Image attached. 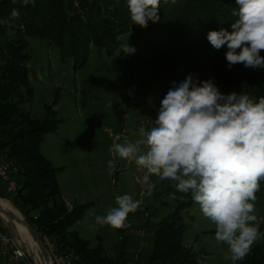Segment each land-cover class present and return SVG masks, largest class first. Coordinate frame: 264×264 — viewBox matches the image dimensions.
Here are the masks:
<instances>
[{
	"label": "trees",
	"instance_id": "obj_1",
	"mask_svg": "<svg viewBox=\"0 0 264 264\" xmlns=\"http://www.w3.org/2000/svg\"><path fill=\"white\" fill-rule=\"evenodd\" d=\"M236 8L235 0H161L159 21H149L146 28H141L132 23L127 0H35L26 6L20 0L0 1V156L13 161L11 177L18 183L17 190L9 192L7 182L0 178V195L8 194L40 238L48 236L58 251L70 258V264H126L125 240L117 256L110 258L101 246L91 248L76 232L70 238L66 234L92 205L89 202L67 208L57 180L59 168L40 152L45 136L55 132L60 123L52 105H46L43 118H34L21 107L33 91L28 38L54 42L61 58L72 59L79 68L95 48L113 55L120 47V37L127 32L134 31L141 37L163 28L170 52L180 56V60L169 63L166 77L180 82L192 70L208 69L209 78L222 93L245 91L258 100L264 97V68H245L242 63L229 68L226 46L216 50L207 40L210 30H232ZM13 9L18 11L17 17L11 15ZM184 53L195 54L196 58L188 55L183 59ZM260 54L264 56V50ZM256 196L264 197V179ZM192 203V197L179 203L160 220L147 264H197L198 257L207 258L208 252L183 242L187 226L181 212ZM259 231L264 233V217ZM70 248L77 258L69 255ZM240 264H264V237Z\"/></svg>",
	"mask_w": 264,
	"mask_h": 264
},
{
	"label": "rangeland",
	"instance_id": "obj_2",
	"mask_svg": "<svg viewBox=\"0 0 264 264\" xmlns=\"http://www.w3.org/2000/svg\"><path fill=\"white\" fill-rule=\"evenodd\" d=\"M120 39V47L113 55L95 48L87 63L76 68L75 61L61 58L54 42L29 37L28 67L33 91L31 99L22 101L21 107L32 117L43 118L46 105H52L60 123L55 132L45 136L40 152L59 168L57 180L67 208L89 202L92 205L84 218L66 231L68 238L76 232L91 248L101 246L110 258L117 256L124 239L126 264H147L158 223L179 203L190 200L191 194L177 191L173 182L156 176L151 177L155 186L149 193L140 183L144 171L134 162L122 159H117L116 170L109 174L107 162L112 158L109 147L114 143L134 142L139 138V127L151 125L161 100L173 82L179 83L166 77V68L180 60V56L170 52L171 44L163 28L141 37L130 31ZM127 43L135 47L134 54L125 55L121 50ZM188 55L196 58L195 54L184 53L183 59ZM207 70L195 69L189 74L198 81L206 80ZM9 161L0 158V162ZM126 193L140 200L141 205L128 214L125 226L97 224L95 217L106 214L116 206L115 197ZM256 197L259 227L264 217V197ZM0 198L9 200L21 219L28 222L8 194H1ZM181 213L187 226L184 244L208 252L204 264H232L226 259L227 245L216 241L215 225L203 217L199 206L193 202ZM28 224L40 237L36 227ZM0 226L18 236L10 218L1 211ZM70 249L68 253L74 257V248ZM37 250L44 259L42 250L39 247Z\"/></svg>",
	"mask_w": 264,
	"mask_h": 264
},
{
	"label": "clouds",
	"instance_id": "obj_3",
	"mask_svg": "<svg viewBox=\"0 0 264 264\" xmlns=\"http://www.w3.org/2000/svg\"><path fill=\"white\" fill-rule=\"evenodd\" d=\"M20 2L26 6L35 0ZM160 3L127 0L132 23L146 28L149 21L158 22ZM235 3L232 30H210L207 40L216 50L226 46L229 68L237 63L264 68V0ZM11 15L19 13L13 9ZM121 50L125 55L136 51L128 43ZM138 137L109 147V174L122 159L144 171L140 183L149 193L155 186L152 176L173 182L177 191L191 194L203 217L215 225L216 241L227 245L226 259L232 264L243 260L264 237L255 214L256 192L264 179V97L257 100L245 91L225 94L213 78L198 81L187 74L178 84L173 82L156 118L139 127ZM115 203L95 217L97 224L124 227L128 214L141 205L127 193L117 195ZM197 264L204 260L198 257Z\"/></svg>",
	"mask_w": 264,
	"mask_h": 264
},
{
	"label": "built area",
	"instance_id": "obj_4",
	"mask_svg": "<svg viewBox=\"0 0 264 264\" xmlns=\"http://www.w3.org/2000/svg\"><path fill=\"white\" fill-rule=\"evenodd\" d=\"M2 1V0H0ZM15 165L12 161L0 162V178L7 182V190L15 192L18 183L10 175ZM43 243L50 256L52 264H70V258L61 254L55 243L48 237H43ZM46 259V258H45ZM0 264H37L36 255L28 244L0 226Z\"/></svg>",
	"mask_w": 264,
	"mask_h": 264
},
{
	"label": "bare ground",
	"instance_id": "obj_5",
	"mask_svg": "<svg viewBox=\"0 0 264 264\" xmlns=\"http://www.w3.org/2000/svg\"><path fill=\"white\" fill-rule=\"evenodd\" d=\"M0 203H1L0 209L3 208L4 210L7 211H13L17 216H19L20 219L22 218L20 212L16 210V208H14L13 204L9 200L0 198ZM10 220L14 224L18 236L22 238V240L25 241L28 244V246L31 248V250L35 253L37 264H52L51 260L50 262H48L47 260L44 261L45 258L43 259L38 255V250H37L38 246L36 245V242L32 238L28 228L20 221H14L12 219Z\"/></svg>",
	"mask_w": 264,
	"mask_h": 264
},
{
	"label": "water",
	"instance_id": "obj_6",
	"mask_svg": "<svg viewBox=\"0 0 264 264\" xmlns=\"http://www.w3.org/2000/svg\"><path fill=\"white\" fill-rule=\"evenodd\" d=\"M1 204V203H0ZM0 211L7 215L10 219L14 220V221H20L22 222L29 230L32 238L34 239V241L36 242V245L42 250L46 260L48 262H50V256L46 250V247L43 243V241L40 239V237L38 236V234L31 228V226L28 224V222L26 220L20 219L19 216H17L13 211H7L4 210L3 208L0 209Z\"/></svg>",
	"mask_w": 264,
	"mask_h": 264
},
{
	"label": "crops",
	"instance_id": "obj_7",
	"mask_svg": "<svg viewBox=\"0 0 264 264\" xmlns=\"http://www.w3.org/2000/svg\"><path fill=\"white\" fill-rule=\"evenodd\" d=\"M0 158H1V156H0Z\"/></svg>",
	"mask_w": 264,
	"mask_h": 264
}]
</instances>
